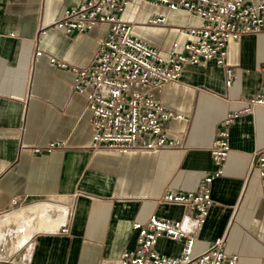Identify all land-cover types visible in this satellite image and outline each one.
Masks as SVG:
<instances>
[{
  "label": "crops",
  "instance_id": "1",
  "mask_svg": "<svg viewBox=\"0 0 264 264\" xmlns=\"http://www.w3.org/2000/svg\"><path fill=\"white\" fill-rule=\"evenodd\" d=\"M80 0H10L0 13V215L18 203L67 207L56 229L34 232L16 251L14 264H120V254L137 246L134 222L151 215L183 218L180 204L159 201L168 190H196L218 168L209 147L220 121L235 114L229 126L230 151L223 172L211 182L212 203L202 227L194 231L192 253L224 237V250L238 264H264V185L249 171L252 153L264 146V34H247L226 45L224 65L208 60L187 64L176 80L158 91L162 106L174 116L166 136L183 146L167 150H95L94 128L85 96L73 90V75L49 63L56 56L68 64H87L107 25L86 33L48 28L34 55L41 25L56 19ZM163 15L164 24L147 19ZM133 21L131 32L165 55L173 42L188 41V27L200 18L165 5L131 1L120 14ZM235 73L225 84V67ZM64 147L38 151L48 142ZM29 205V206H31ZM183 240L159 236L160 253L178 255ZM7 263V262H6Z\"/></svg>",
  "mask_w": 264,
  "mask_h": 264
},
{
  "label": "built area",
  "instance_id": "2",
  "mask_svg": "<svg viewBox=\"0 0 264 264\" xmlns=\"http://www.w3.org/2000/svg\"><path fill=\"white\" fill-rule=\"evenodd\" d=\"M10 0H0L3 5ZM151 2L165 5L169 10H183L200 18L197 25L187 29L192 38L182 44L173 42L165 55L140 40L131 32L133 21L120 14L131 2ZM163 15L154 14L148 24H164ZM107 25L104 37L91 60L84 65L68 64L49 56L50 64L69 70L73 75V90L85 96V108L94 128L91 148L95 150H167L183 146L181 138L166 136L165 123L174 116L157 98V91L168 81L179 78L187 64H203L214 60L224 65L226 45L247 34H264V0H80L65 8L47 25L38 28L34 55L43 53L39 42L48 28L63 33H86L96 25ZM1 23H0V37ZM264 73V64L260 67ZM234 69L225 67V84L233 81ZM249 108L264 104L263 96L246 101ZM235 114L220 121L209 151L218 168L204 176L196 190H168L159 201L180 204L183 218L162 219L151 215L144 222H134L137 246L123 251L120 264H238L235 254L224 250V237L216 238L204 251L193 254L194 231L199 230L212 203L211 182L223 172L230 145L229 126ZM63 142L51 141L34 150L50 152L63 148ZM256 170L264 185V146L252 153L249 171ZM18 202L12 200L15 205ZM183 240L178 255L160 253L155 248L159 236Z\"/></svg>",
  "mask_w": 264,
  "mask_h": 264
},
{
  "label": "bare ground",
  "instance_id": "3",
  "mask_svg": "<svg viewBox=\"0 0 264 264\" xmlns=\"http://www.w3.org/2000/svg\"><path fill=\"white\" fill-rule=\"evenodd\" d=\"M67 207L39 202L15 209L0 219V264L12 262L16 251L34 233L56 229L64 220Z\"/></svg>",
  "mask_w": 264,
  "mask_h": 264
},
{
  "label": "rangeland",
  "instance_id": "4",
  "mask_svg": "<svg viewBox=\"0 0 264 264\" xmlns=\"http://www.w3.org/2000/svg\"><path fill=\"white\" fill-rule=\"evenodd\" d=\"M33 201L30 202H21V203H17L15 204L13 207H11L9 210H7L6 212H4L2 215H0V219L3 218L6 214L10 213L13 210H17L23 207H28L29 205L33 204ZM2 264H14V263H2Z\"/></svg>",
  "mask_w": 264,
  "mask_h": 264
}]
</instances>
